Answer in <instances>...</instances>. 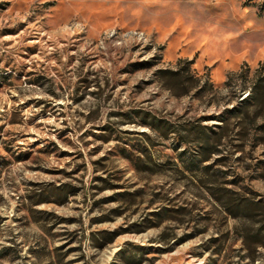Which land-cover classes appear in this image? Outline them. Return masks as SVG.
Returning <instances> with one entry per match:
<instances>
[{"label":"rangeland","instance_id":"374dc122","mask_svg":"<svg viewBox=\"0 0 264 264\" xmlns=\"http://www.w3.org/2000/svg\"><path fill=\"white\" fill-rule=\"evenodd\" d=\"M261 75L264 0H0V264H264Z\"/></svg>","mask_w":264,"mask_h":264},{"label":"trees","instance_id":"16d2710c","mask_svg":"<svg viewBox=\"0 0 264 264\" xmlns=\"http://www.w3.org/2000/svg\"><path fill=\"white\" fill-rule=\"evenodd\" d=\"M248 94L250 95V98L254 100L253 103L260 105L262 109L264 108V76L261 75L255 79ZM261 126L264 128V124ZM201 132L203 133L204 131Z\"/></svg>","mask_w":264,"mask_h":264}]
</instances>
